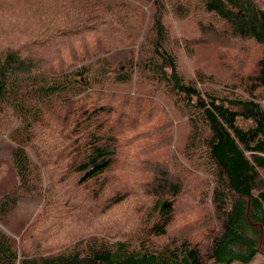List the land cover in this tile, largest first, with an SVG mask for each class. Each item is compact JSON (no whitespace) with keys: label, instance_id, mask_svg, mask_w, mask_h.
I'll return each mask as SVG.
<instances>
[{"label":"trees","instance_id":"obj_1","mask_svg":"<svg viewBox=\"0 0 264 264\" xmlns=\"http://www.w3.org/2000/svg\"><path fill=\"white\" fill-rule=\"evenodd\" d=\"M198 1L214 17L205 31L215 41L261 48L242 94L184 77L164 0L11 3L30 17L0 31V142L15 182L0 195V264H250L264 255V0ZM158 106L170 122L183 115L188 131L138 185L121 174L148 160L137 156L140 137L118 126L131 114L137 125L135 109L151 122ZM184 201L208 210L202 240L192 220L168 240ZM65 207L68 219L56 213ZM16 212L22 224L37 213L31 223L53 231V247L26 236L18 246L2 226Z\"/></svg>","mask_w":264,"mask_h":264},{"label":"rangeland","instance_id":"obj_2","mask_svg":"<svg viewBox=\"0 0 264 264\" xmlns=\"http://www.w3.org/2000/svg\"><path fill=\"white\" fill-rule=\"evenodd\" d=\"M16 0H0V31L7 30V32L14 30L20 25V19H28L30 16L24 14L20 8L13 7L11 3ZM169 8V13L166 17V25L169 29V33L172 39V48L176 52L179 60V69L187 80L197 82L199 78L204 79L202 89L213 90L219 94L224 93H239L242 94L243 90L239 87L241 83L240 77L249 74L252 71L254 61L260 56L261 48L258 47L252 41H232V43H226L225 41H215L210 35L211 30L206 32L208 23H214V17L211 13L203 10L198 0H164ZM176 8H183L179 12H175ZM13 11H20V16ZM33 12H31V16ZM216 28V27H215ZM0 36V39H2ZM237 43V44H236ZM0 44L4 42L0 40ZM236 44V45H234ZM198 79V80H197ZM154 100L161 102V96L154 95ZM159 102V103H160ZM165 107V104L162 102ZM143 106L149 109V103L144 102ZM167 106L171 109L170 103ZM130 108L132 106H129ZM158 108L155 110L154 118H150L151 122L141 119L145 114L138 109L134 110V115L139 118L137 125L132 123V114L127 120V125H119L118 133L122 131H129L132 136L140 137L135 141L137 156L141 157L143 161L148 160V169L141 170L132 168V172L123 176L124 180L135 181L138 185L143 183H149L152 181L155 174L153 170L155 167L165 165L167 159L173 154L180 142L183 141L185 134L188 131V125L185 122V117H171V122L168 121L170 114L160 117L158 115ZM148 109L143 111H148ZM5 144L0 142V167L4 170L0 173V195L10 192L15 182L6 176V165L4 163L5 156ZM179 160L178 155L175 157ZM5 175V176H4ZM197 180L204 182L202 175L197 176ZM201 184H199L200 186ZM202 187L200 191L205 190ZM66 191L69 188H65ZM75 193V192H74ZM80 195L79 193H76ZM81 195H89V192H81ZM70 196H76L70 194ZM148 199L147 197H145ZM18 210L27 209L22 203ZM35 207V206H34ZM56 209L57 216H64L68 219V214L71 212L66 207ZM40 210V209H39ZM37 211V213L39 212ZM30 209L26 210L29 213ZM21 213V212H20ZM36 213V215H37ZM208 214V210L205 206L200 207L195 202L184 201L180 218L177 215V223L170 231L168 236L169 241H175L178 238L180 226L183 225L182 220H192L194 237L196 240H202V232L199 231V225L204 219V216ZM17 212L8 217L6 222L2 225L12 236H15L18 241V246L22 244V237H36L38 240L35 244L40 245L39 250L49 249L55 244L53 231H46L39 233L40 230L35 229V224L30 220L25 224L21 221H16ZM45 215V214H44ZM50 213L48 212V217ZM45 217V218H46ZM20 220V221H19ZM201 220V221H200ZM31 223V224H30ZM49 224V223H48ZM48 229V228H46ZM199 231V232H198ZM35 233V235H33ZM49 235L44 237L45 234ZM24 234V235H23ZM36 238H32L35 242ZM167 241H161L164 244ZM160 243V241H159ZM29 243L27 242V245ZM53 247V246H52ZM38 250V251H39ZM250 264H264V255L257 254Z\"/></svg>","mask_w":264,"mask_h":264}]
</instances>
